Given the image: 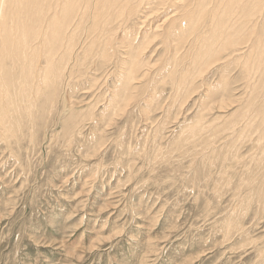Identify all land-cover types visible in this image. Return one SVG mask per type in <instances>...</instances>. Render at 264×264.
Segmentation results:
<instances>
[{
    "label": "rangeland",
    "instance_id": "1",
    "mask_svg": "<svg viewBox=\"0 0 264 264\" xmlns=\"http://www.w3.org/2000/svg\"><path fill=\"white\" fill-rule=\"evenodd\" d=\"M149 1L110 20L107 57L78 50L31 118L0 123V264H264L262 149L253 128L236 132L223 148L234 169L220 174L217 72L190 62L214 32L196 13L204 28L177 42L165 23L180 24L188 0ZM250 35L239 47L254 59ZM127 51L144 65L135 81Z\"/></svg>",
    "mask_w": 264,
    "mask_h": 264
},
{
    "label": "bare ground",
    "instance_id": "2",
    "mask_svg": "<svg viewBox=\"0 0 264 264\" xmlns=\"http://www.w3.org/2000/svg\"><path fill=\"white\" fill-rule=\"evenodd\" d=\"M143 2L150 3L149 0H0V92L4 94V97L0 94V123L7 121L10 111L18 113L21 118L24 115L31 118L34 104L44 101L41 93L58 88L62 81L66 82L67 59L72 56L74 60L70 72L80 62L76 56L78 50H84L83 55L90 52L94 56L105 48L101 53L107 57V42L115 43L114 36L109 33L114 24L110 20L123 22L131 19L133 13L137 15L142 11ZM178 3V0H171L170 6L176 7ZM210 4L211 0H188L182 5L180 24L175 15L168 16L165 24L177 42L182 41V31L187 25L194 33L204 26L214 32L211 38H207L205 32L197 55L190 62L199 65L211 63L217 72L213 74L215 80L210 90L214 92L213 98L218 99L214 102L213 129L220 174H226L234 166L233 162H226V159L230 161L233 158L229 156V150L228 158L223 148L226 143L231 147L236 132L241 134L249 127V130H255V147H261L259 153L264 161V0H219L216 6L212 4L211 7ZM196 13L199 20L202 16L206 18L204 26L194 17ZM108 23L112 24L107 26ZM105 34L106 41L102 40ZM250 34H257L251 49L254 59H251V53L243 55L247 50L241 52L243 47H239V38L249 41ZM80 39H85L81 46ZM126 47L128 51L137 53L128 45ZM128 51L125 57L129 60V80L135 81L144 65ZM174 59L180 62L176 57ZM182 61L187 60L184 58ZM125 86H129L127 82ZM221 88L227 95L223 94L220 99ZM13 92L16 93V101L12 97ZM13 123L15 127L20 126L17 118Z\"/></svg>",
    "mask_w": 264,
    "mask_h": 264
}]
</instances>
